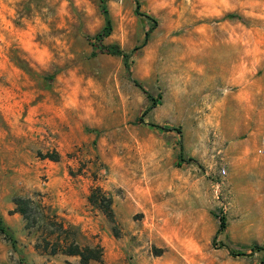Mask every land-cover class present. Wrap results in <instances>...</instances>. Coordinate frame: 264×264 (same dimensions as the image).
Returning <instances> with one entry per match:
<instances>
[{"label":"rangeland","instance_id":"374dc122","mask_svg":"<svg viewBox=\"0 0 264 264\" xmlns=\"http://www.w3.org/2000/svg\"><path fill=\"white\" fill-rule=\"evenodd\" d=\"M138 2L0 0V264L264 260V0Z\"/></svg>","mask_w":264,"mask_h":264},{"label":"trees","instance_id":"16d2710c","mask_svg":"<svg viewBox=\"0 0 264 264\" xmlns=\"http://www.w3.org/2000/svg\"><path fill=\"white\" fill-rule=\"evenodd\" d=\"M101 9H102V14L104 16L105 25L103 29L94 37V40L96 41L97 51L101 54L121 57L123 59L124 67L129 72V60L131 58V55L135 51H137L138 49L146 45V43L148 42L149 32L145 34L142 44L138 47H135L131 53L123 52L117 45H109V46L103 45L102 40L110 35L112 29H111L109 15H108V12L105 6L103 5V2H102ZM135 12L138 16L144 17L147 20L151 21L152 28H154V26L156 25V20L140 12V5H139L138 0H135ZM228 17H234V15H228ZM133 83L137 88H139L146 95L147 99L151 102V106L149 109L155 107L157 104V98H154L151 95H149L138 82L133 81ZM151 126L155 128H160L157 125H151ZM172 130H176L179 132L178 129H172ZM179 159H180V162L184 161V157L182 153H180ZM191 160L192 159L190 158L188 159V161H191ZM14 203L17 207L16 210L27 219L28 218L27 217L28 204L30 203V201L24 200V199H16ZM218 218H219L218 232H220L225 228L226 219L223 215H220ZM55 226H59L60 228H62L61 223ZM0 234L3 235L4 238L9 241L12 249L16 250V240L11 234V232L9 231V229L2 223L1 220H0ZM42 241L45 243L46 246L50 243L53 245L54 250L52 251L51 254H56L58 252H61L62 254L69 255V256H78L82 264H87L90 261H99L102 258V249L99 246L81 247L75 240H69L66 237L61 239L59 236L56 237L53 241H50L49 239H43ZM250 251L251 253L262 252L264 254V243L263 245H253L250 248ZM243 255L244 254L242 253H236L234 256H243ZM263 262L264 260L262 259L261 264Z\"/></svg>","mask_w":264,"mask_h":264},{"label":"built area","instance_id":"2783aa9c","mask_svg":"<svg viewBox=\"0 0 264 264\" xmlns=\"http://www.w3.org/2000/svg\"><path fill=\"white\" fill-rule=\"evenodd\" d=\"M261 145H262V147L264 148V137H263V139H262Z\"/></svg>","mask_w":264,"mask_h":264}]
</instances>
